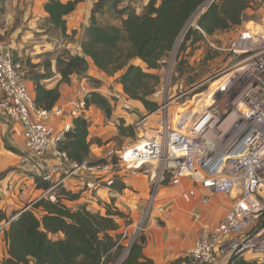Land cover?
<instances>
[{
  "label": "built area",
  "instance_id": "1",
  "mask_svg": "<svg viewBox=\"0 0 264 264\" xmlns=\"http://www.w3.org/2000/svg\"><path fill=\"white\" fill-rule=\"evenodd\" d=\"M195 29L208 38L199 27ZM182 34L161 61L166 76L152 95L158 108L133 123L141 132L139 139L131 146L109 145L97 163L71 161L59 149L72 121L87 120L86 99L96 89L82 80L70 100L60 98L50 109L36 107L27 80L15 67L10 45L0 37V117L20 125L25 148L21 162L30 166L35 179L49 185L22 211L41 199L58 203V189L71 179L82 181L90 193L101 186L111 190L125 174L143 177L152 187L137 221L122 225L121 249L113 264L124 262L154 219L157 189L164 184L183 187L184 179L207 194H223L233 201L221 221L199 229L187 252L191 264L264 259V26L244 23L227 49L232 65L211 76L205 88L207 81L187 86L175 70L182 57L177 56ZM107 95L120 99L119 93ZM190 107L196 113L188 119ZM179 196L190 203L195 191L182 189ZM202 201L206 203L208 197ZM10 221L0 223L1 235Z\"/></svg>",
  "mask_w": 264,
  "mask_h": 264
},
{
  "label": "trees",
  "instance_id": "2",
  "mask_svg": "<svg viewBox=\"0 0 264 264\" xmlns=\"http://www.w3.org/2000/svg\"><path fill=\"white\" fill-rule=\"evenodd\" d=\"M80 1L48 0L43 6L48 17L47 23L52 29L66 35V18L76 10ZM118 1L123 0H97L92 10L91 23L84 30L80 43L83 55L61 58L57 62L60 84H69L73 75H84L89 59L107 77L118 76L117 82L126 98L139 102L144 108V114L152 113L158 108V103L151 97L161 80L160 75L152 72L162 68L161 61L173 50L177 38L206 0H148L141 14H136L128 6L122 9L119 12V25L98 24L96 14L108 5L115 8ZM251 5V0H213L198 14L195 26L203 30L208 38L228 32L241 26L245 20L244 14ZM1 11H4L3 7H0ZM203 40L195 27H189L180 46L184 59L189 55L188 47ZM213 56H207V60ZM134 61H140L144 68L134 64ZM183 62L177 67L180 74L183 73ZM49 76L45 73L39 78H33V97L38 108L50 109L60 97L57 88L46 90L37 81ZM93 82L96 84L95 89L101 84L95 79ZM92 106L99 109L106 118L112 114L110 101L97 91L86 99V107ZM116 128L119 136L133 137L137 133L133 126L124 127L121 119ZM88 129L87 120L75 118L72 121V130L59 146L69 160L77 163L88 160L91 144H100L99 140H88ZM5 149L16 153L7 142ZM97 162L102 161L93 163ZM3 176L0 175V181ZM35 184L43 190L49 187L39 179H35ZM123 188L119 180L111 187L112 190ZM61 194L68 200L75 199L67 192L62 191ZM39 210L43 212L41 216L36 214ZM116 218L125 219V223H129L127 217L112 206H106L104 214L92 213L84 206L72 210L64 206L60 199L56 204L41 199L32 205V209L13 212L9 217L6 211L0 209V223L10 221L2 234L7 246V257L1 264H111L121 249L118 245L120 236L111 235L119 229ZM141 242L133 245L122 264H152V261L142 256L143 238ZM184 261L178 259L170 264H182ZM229 264H264V260L239 258L232 259Z\"/></svg>",
  "mask_w": 264,
  "mask_h": 264
},
{
  "label": "crops",
  "instance_id": "3",
  "mask_svg": "<svg viewBox=\"0 0 264 264\" xmlns=\"http://www.w3.org/2000/svg\"><path fill=\"white\" fill-rule=\"evenodd\" d=\"M29 1L32 2L30 4L33 5V10L27 11L28 13L25 15L26 17H32H30L27 23L28 27L34 24L39 26L45 24L48 28L52 29L47 23L48 17L43 11V6L48 0ZM61 1L65 2L66 0ZM21 2L23 0H4L3 8L4 10L7 8L8 10L9 7L12 8L11 5L21 4ZM96 2L97 0L80 1L76 10L66 18V35L77 32L82 40L84 36L82 31L91 23L92 10ZM0 7H2V1L0 2ZM9 16L11 15L6 13V19ZM82 54L79 44L75 55L82 56ZM13 57L15 67L26 76L28 87L33 96H35L34 76L39 78V76L41 77L45 73L49 74L50 76L48 78L38 79L37 81L46 90H54L57 88L60 96L58 101H60V98L67 100L72 98L77 90L75 81H77L78 77L80 79L83 76H88L89 78V76L96 75L92 76L93 79L101 82L103 85L100 84L101 86L96 89L97 92L106 96L105 93L111 92V84L114 82L115 88L113 90L117 93L119 92L121 99L138 105L137 110H135L137 118L127 114L125 110L118 112L112 110L111 116L106 118L99 109L93 106L88 108V140L96 139L100 142V144L92 143L90 146L88 160L91 162L102 160L106 148L111 144L115 145L114 140L119 136L116 127L120 119L124 121V127H134L133 123L145 112L139 102L126 98L121 85L117 82L118 76L107 77L104 73L98 71L89 59L87 71L84 75H73L70 78L69 84H60L61 75L53 71L52 66L48 67L43 65L42 67H36L26 65V61L21 60V50L18 48L13 52ZM34 68H36L35 71ZM50 68L51 70L49 71ZM152 99L154 100V98ZM108 100L110 101L109 98ZM110 104L112 106V101H110ZM135 136H137V133ZM5 142L13 147L16 153L6 150ZM24 149L20 125L11 124L9 120L0 117V175L4 174L0 181V209L6 211L8 217L13 212H21L27 205H30L39 198L43 191V189L37 188L34 172L30 170V166L22 164L21 162V155ZM2 151L8 152L12 158L10 156L5 158L6 155L2 156ZM47 162L53 163L54 160L48 159ZM10 166L11 168H9ZM11 169H13L12 172L9 171ZM119 181L124 185L122 190H109L101 186L90 193L85 190L82 181L71 179L63 187L58 189L57 195L61 203L72 210H76L79 206H85L90 212L104 214L105 207L109 205L123 213L128 221L135 222L145 207V200L150 189L149 184L143 177H133L128 174H125ZM193 189L195 196L190 203H186L181 199L179 196L180 192L173 194V190L168 195L162 196L159 199V205L156 207V212H154L155 218L151 220L146 228V232L142 234L137 242L141 244L143 238L142 256L152 261V264H170L181 256H185L193 247L201 226H214L224 218L232 207L233 201L223 194H207L200 187H193ZM62 191L71 194L75 199H66L61 194ZM205 196L208 197V201L203 203L202 198ZM36 214L37 216H41L43 212L39 210L36 211ZM116 223L119 225V229L111 233L113 237L120 234V228L125 224V219L116 218ZM6 257V242L0 234V264Z\"/></svg>",
  "mask_w": 264,
  "mask_h": 264
},
{
  "label": "rangeland",
  "instance_id": "4",
  "mask_svg": "<svg viewBox=\"0 0 264 264\" xmlns=\"http://www.w3.org/2000/svg\"><path fill=\"white\" fill-rule=\"evenodd\" d=\"M1 1L3 7L4 0ZM251 1H252L251 8L245 12L244 14L245 20L243 21V24H241L240 27L230 30L228 32L216 34L215 36L209 38H205L203 41H200L188 47L189 55L186 56L185 59L182 56L183 58L181 57V62H179L175 66V70L179 74V79L184 84L189 86L192 84H199L201 82L207 81L204 84L203 88L209 87L211 82L209 83L208 80L210 79L211 76H214L215 73H219L222 71L224 72L228 67L232 65V63H230L231 55L228 53L227 49L229 48V44L231 40L236 36L237 32L241 29V27L243 28L244 23H246L247 25L257 24L259 26H264V0H251ZM30 3L32 2L29 0H23L21 4H17L14 6L11 5L12 8L9 7L10 10L9 9L7 10V8H5L3 12L2 11L0 12V37L2 40L6 41L10 45L12 53L16 50V48L21 50V55H22L21 60L26 61V65L28 66L33 65L36 67H42L43 65H46L48 67L52 66L53 71L58 72L57 62L61 58L69 59L71 58V56H75V52H77L78 45L82 41L81 36H79L77 32L75 33L73 32L71 35H63L59 30L50 29L45 24H41L43 26L34 24L28 27L27 23L30 20L31 16L26 17L25 15L26 13H28L27 11L33 10V5ZM147 3L148 0H123L122 2L118 1V3H116L115 8H111V5H108L102 12L97 13L95 18L97 23L102 26L119 25L121 18L119 12L122 9L128 6L131 9H133L136 12V14H141ZM6 13H8V15L9 14L11 15L7 19L5 17ZM198 16L196 17V19L198 18ZM189 27H195V22L192 25L188 26L186 28V31ZM37 30H41V31H37ZM186 31H183V34L182 33L181 34L185 35ZM82 32L84 34V30ZM180 36L181 35H179L177 39H179ZM179 51H180V47H179ZM179 53L177 56H179ZM209 55H214V56L211 57V59L207 60V56ZM182 60H184L182 64L183 73L180 74L177 67L179 64L182 63ZM134 64L144 68L141 62L134 61ZM164 68L165 67L163 66V68H161L156 72H152V74H158L160 75L161 78H164L166 76V74L164 73L165 72ZM35 70L36 68H34V71ZM50 70L51 68L49 69V71ZM89 72L93 73L91 71ZM92 76H96V75H92ZM92 76H89V78L88 76L87 77L83 76L80 77V79L78 77L77 81H75L76 88L79 86L80 83H82V80L88 81L91 87L96 88V84L95 82H93L94 79ZM172 83H173V76H172ZM101 85H99L98 87H100ZM114 88L115 86L113 82L110 88L111 94L117 93L113 90ZM105 94H106L105 97L109 98L107 95L109 93L106 92ZM109 99L110 101H112L111 107L113 111L114 110L117 112L122 111L124 110L123 106L128 105L130 106V109L126 110L127 114L133 115L134 118L135 117L137 118L136 116L137 113L135 112V110H137L136 108L138 107L137 104L135 105L129 103L121 98L117 99L113 97ZM192 110L193 108L190 107L188 117L186 116V118L189 119L194 117L195 111ZM176 112L179 113V111ZM137 133H138L137 137L136 136L117 137L114 140L115 141L114 146L120 148L121 146L131 145L132 143H135L139 139L141 132L137 131ZM153 135L155 134L149 133V136H153ZM135 139L137 140L135 141ZM2 153H3L2 156L6 155L5 158L8 156L12 158V156L8 154V152L2 151ZM22 156L23 154L21 155V157ZM9 168H11V166ZM9 171L12 172L13 169ZM182 182H183V187L164 184L157 189L156 203L154 204L155 212L157 210L156 207L159 205L158 204L160 201L159 199H161L162 196L168 195L172 190H173V194H178V192H181L182 189L193 188V185L188 180L184 179L182 180ZM149 188L152 189L150 184H149ZM29 208L32 209V206H29ZM12 215L13 214H10V216ZM262 222L264 223V216L262 217ZM118 257L119 255L115 258L114 261H112V264L116 262ZM178 259H185L186 261H184L182 264H188L187 254H185V256H181Z\"/></svg>",
  "mask_w": 264,
  "mask_h": 264
},
{
  "label": "water",
  "instance_id": "5",
  "mask_svg": "<svg viewBox=\"0 0 264 264\" xmlns=\"http://www.w3.org/2000/svg\"><path fill=\"white\" fill-rule=\"evenodd\" d=\"M210 0H206L199 8L198 10L195 12V14L191 17V19L189 20V22L187 23L186 27L183 29L184 31L186 30V28L190 25L193 24L194 19L196 18V16L203 10V8L208 4Z\"/></svg>",
  "mask_w": 264,
  "mask_h": 264
},
{
  "label": "bare ground",
  "instance_id": "6",
  "mask_svg": "<svg viewBox=\"0 0 264 264\" xmlns=\"http://www.w3.org/2000/svg\"><path fill=\"white\" fill-rule=\"evenodd\" d=\"M195 108H196V111H199L200 109H199V105L197 106V105H195L194 106ZM193 111V110H192ZM195 111V110H194ZM196 111H195V113H196Z\"/></svg>",
  "mask_w": 264,
  "mask_h": 264
}]
</instances>
